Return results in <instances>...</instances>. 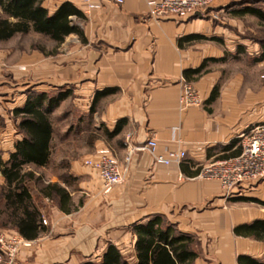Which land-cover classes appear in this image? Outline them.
Listing matches in <instances>:
<instances>
[{"label": "crops", "instance_id": "obj_1", "mask_svg": "<svg viewBox=\"0 0 264 264\" xmlns=\"http://www.w3.org/2000/svg\"><path fill=\"white\" fill-rule=\"evenodd\" d=\"M64 1L84 13L79 21L84 39L69 35L57 45L56 55L49 53L50 46L35 50L32 42L31 51L21 57L25 69L19 77L24 78L15 76L13 84L0 77L4 161L22 138L14 108L23 106L31 93L70 90L52 113L50 163L27 168L35 174L28 185L47 224L36 238L27 239L32 245L20 249V262L100 263L114 244L134 263L137 236L132 225L155 215L176 233L194 239L198 254L193 264H241L239 256L264 260V238L247 231L264 222V179L237 187L228 197L218 182L199 177L202 166L223 155L226 145L264 122V88L258 93L252 82L247 84L258 61L253 60V70L230 71L243 58V43L211 10L157 19L149 16L151 0L93 6L85 0H45L44 5L54 12ZM238 1L218 0L213 8L224 10ZM185 82L198 89L201 106L180 107ZM215 87L218 95L210 101ZM151 138L160 154L184 149L185 159L164 165L148 151L137 150L127 164L129 148ZM103 148L127 165L124 182L109 193L103 192L98 173L85 164ZM5 181L0 170V211ZM50 184L62 189V195H48ZM3 218L0 213V230L20 234L2 226Z\"/></svg>", "mask_w": 264, "mask_h": 264}, {"label": "trees", "instance_id": "obj_2", "mask_svg": "<svg viewBox=\"0 0 264 264\" xmlns=\"http://www.w3.org/2000/svg\"><path fill=\"white\" fill-rule=\"evenodd\" d=\"M44 2L45 0H0V41L30 31L48 37L57 45L71 34L84 39L79 21L84 20L85 15L74 3L64 1L51 12ZM263 2L264 0H241L231 4L230 8L233 7L232 14L235 16L253 15L264 23V7L260 5ZM255 60H264V43H261L260 54ZM202 68L204 64L197 71ZM69 94V89L31 93L23 106L13 110L22 138L15 143V150L7 161L0 159V170L6 179L1 190L5 200L0 211L4 217L1 224L15 228L26 239L36 238L43 230L42 212L28 185L36 177L32 169L27 168H41L50 163L54 138L52 113ZM217 95L218 87H215L210 101ZM96 99L97 96L94 102ZM1 119L0 116V122ZM238 142L232 140L223 148L225 153L218 158L240 154L242 146ZM48 188V195L53 192L60 195L63 193L56 185L50 184ZM132 230L137 236L136 262L129 261L116 245L110 244L100 263L87 261L84 264H193L197 257L198 253L193 247L194 239L184 233H176L172 225H164L159 215L152 216L147 222L134 223ZM247 231L257 238H264V222H255L247 227ZM236 232L240 233V230L236 228ZM238 260L241 264H246L245 261L247 264H264V260L258 261L246 256H239Z\"/></svg>", "mask_w": 264, "mask_h": 264}, {"label": "built area", "instance_id": "obj_3", "mask_svg": "<svg viewBox=\"0 0 264 264\" xmlns=\"http://www.w3.org/2000/svg\"><path fill=\"white\" fill-rule=\"evenodd\" d=\"M85 1L89 6H93L92 2L103 4L110 0ZM114 1L123 3L124 0ZM217 2L218 0H151L149 16L157 19L168 15L190 17L215 7ZM212 16L214 19L218 18L217 13H213ZM201 105L202 96L198 89L194 84L185 82L180 93V107L185 109ZM248 134L243 141L240 154L211 160L202 166L199 173L202 179L218 182L228 197L233 195L237 187L264 179V124L251 128ZM137 150L148 151L157 163L164 165L180 164L187 154L184 149L172 150L167 155L160 154L157 140L151 138L145 143L129 148L125 158L127 164ZM85 164L98 173L104 193H109L125 180L127 165H122L108 148L98 150L96 156L85 160ZM42 222L47 224L45 218ZM31 245L30 240L18 233L0 230V264H22L18 257L20 249Z\"/></svg>", "mask_w": 264, "mask_h": 264}, {"label": "rangeland", "instance_id": "obj_4", "mask_svg": "<svg viewBox=\"0 0 264 264\" xmlns=\"http://www.w3.org/2000/svg\"><path fill=\"white\" fill-rule=\"evenodd\" d=\"M260 5L264 7V2ZM232 8H230V6L225 7L224 10L209 8L204 12L211 10L212 14L217 13V21L229 29L228 31L235 40H240L241 43H243V58L238 61V63L230 65L229 68L231 72H235L237 70L247 72L249 68L252 70L254 69L255 66H253V63L260 54L261 43H264V23L253 15H245L242 17L235 16L232 14ZM32 42L34 43L35 50L44 51L43 46H50L49 53L53 55L57 54V44L48 37L37 33H28L23 35L18 34L9 40L0 41V77L3 82H10L14 84L17 81L14 77H17V75L19 79L24 78V76L19 77V71H23L24 73L25 69V62L24 60H21V57L24 56L25 52L31 51L29 45H31L30 43ZM257 63L258 68L252 72V76L248 74L250 80L247 81V84L252 82L251 86H253L254 89L260 93L262 88H264V63ZM7 85L9 84L7 83ZM5 106L8 107L7 104H5ZM262 124H264V122L247 128L238 139V144L243 146V141L246 136L249 135L248 133L251 128ZM60 129L61 128L56 129L57 132H60ZM214 159L220 158L216 157Z\"/></svg>", "mask_w": 264, "mask_h": 264}]
</instances>
